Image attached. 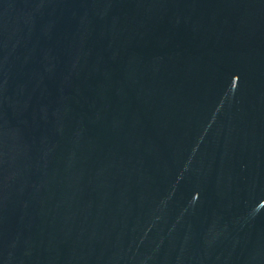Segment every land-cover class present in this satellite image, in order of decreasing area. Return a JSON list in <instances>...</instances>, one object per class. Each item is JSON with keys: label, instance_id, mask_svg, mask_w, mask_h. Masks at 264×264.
<instances>
[{"label": "water", "instance_id": "1", "mask_svg": "<svg viewBox=\"0 0 264 264\" xmlns=\"http://www.w3.org/2000/svg\"><path fill=\"white\" fill-rule=\"evenodd\" d=\"M0 264H264V0H0Z\"/></svg>", "mask_w": 264, "mask_h": 264}]
</instances>
